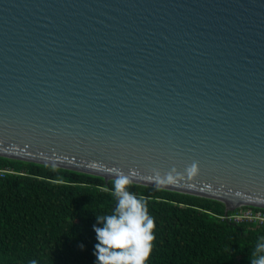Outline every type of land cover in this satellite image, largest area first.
Returning <instances> with one entry per match:
<instances>
[{
  "label": "water",
  "instance_id": "1",
  "mask_svg": "<svg viewBox=\"0 0 264 264\" xmlns=\"http://www.w3.org/2000/svg\"><path fill=\"white\" fill-rule=\"evenodd\" d=\"M0 156L264 208V0H0Z\"/></svg>",
  "mask_w": 264,
  "mask_h": 264
},
{
  "label": "trees",
  "instance_id": "2",
  "mask_svg": "<svg viewBox=\"0 0 264 264\" xmlns=\"http://www.w3.org/2000/svg\"><path fill=\"white\" fill-rule=\"evenodd\" d=\"M0 168V264H97L94 226L117 207L114 179L5 156ZM129 191L156 223L146 264H251L264 242V223L222 218L220 200L136 182Z\"/></svg>",
  "mask_w": 264,
  "mask_h": 264
},
{
  "label": "clouds",
  "instance_id": "3",
  "mask_svg": "<svg viewBox=\"0 0 264 264\" xmlns=\"http://www.w3.org/2000/svg\"><path fill=\"white\" fill-rule=\"evenodd\" d=\"M189 171L194 172L195 165ZM112 173V194L118 203L113 214L97 217L103 224V227L94 226L99 241L95 245L97 264H146L155 240V220L149 214L143 197L129 191L135 170L125 173L122 169L113 168ZM173 179L172 172L163 176L159 171L155 172L158 187L172 183ZM253 257L251 264H264V242L258 243Z\"/></svg>",
  "mask_w": 264,
  "mask_h": 264
},
{
  "label": "built area",
  "instance_id": "4",
  "mask_svg": "<svg viewBox=\"0 0 264 264\" xmlns=\"http://www.w3.org/2000/svg\"><path fill=\"white\" fill-rule=\"evenodd\" d=\"M8 169L0 168V175L4 176ZM222 218H226L229 220L234 221H243V220H249L253 222H259L264 223V211L263 210H254L251 207L244 208L243 206H238L236 209H234L232 212H229L224 215H222Z\"/></svg>",
  "mask_w": 264,
  "mask_h": 264
}]
</instances>
